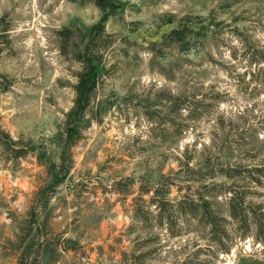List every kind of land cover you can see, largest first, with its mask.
<instances>
[{"label":"rangeland","instance_id":"obj_1","mask_svg":"<svg viewBox=\"0 0 264 264\" xmlns=\"http://www.w3.org/2000/svg\"><path fill=\"white\" fill-rule=\"evenodd\" d=\"M263 59L264 0H0V264H264Z\"/></svg>","mask_w":264,"mask_h":264},{"label":"trees","instance_id":"obj_2","mask_svg":"<svg viewBox=\"0 0 264 264\" xmlns=\"http://www.w3.org/2000/svg\"><path fill=\"white\" fill-rule=\"evenodd\" d=\"M93 40L94 34H91L89 41L92 42ZM78 61L80 62V70L76 75L73 104L68 112L69 116L84 115L89 105L91 91L96 85L93 58L91 57L88 46L80 52ZM262 63L264 64V59ZM0 148L11 152L14 151L18 155H22L25 152L23 148H18L16 146V141L13 140L1 125Z\"/></svg>","mask_w":264,"mask_h":264}]
</instances>
